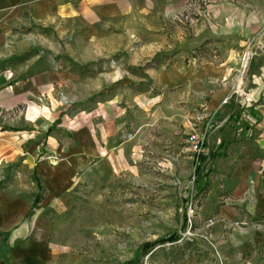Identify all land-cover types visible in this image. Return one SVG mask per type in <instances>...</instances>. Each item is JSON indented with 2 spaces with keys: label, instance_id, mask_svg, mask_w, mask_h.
<instances>
[{
  "label": "rangeland",
  "instance_id": "374dc122",
  "mask_svg": "<svg viewBox=\"0 0 264 264\" xmlns=\"http://www.w3.org/2000/svg\"><path fill=\"white\" fill-rule=\"evenodd\" d=\"M203 6L185 0L167 16L128 13L86 24L26 11L9 26L6 67L48 64L64 72L55 94L69 120L100 108L118 109L124 119L107 151L68 165L62 188L34 165L7 167L0 179V264H234L228 236L250 223L227 221L220 211L235 203L220 170L238 165L221 133L247 140L257 123L249 69L260 52L252 48L238 78L244 50L223 59L221 42L196 26ZM177 61L188 69L234 67L209 90L202 81L189 84L195 74L188 70L180 85L164 87L161 73ZM259 188L263 197L264 182Z\"/></svg>",
  "mask_w": 264,
  "mask_h": 264
},
{
  "label": "crops",
  "instance_id": "0c3cea01",
  "mask_svg": "<svg viewBox=\"0 0 264 264\" xmlns=\"http://www.w3.org/2000/svg\"><path fill=\"white\" fill-rule=\"evenodd\" d=\"M183 1L0 0V179L7 167L34 165L47 170L53 177L52 183L61 181L54 185L62 188L64 176L67 177V171L71 169L68 165L86 161L95 152L107 151L108 145L117 142L121 135L124 119L118 109L100 108L92 115H83L80 120H69L65 107L55 94L56 88L64 84V72L48 64L41 69L33 68L31 63L24 67H6L5 59L11 52L8 50L7 54L6 50L9 26L21 20L26 11L39 18H72L85 24L88 20L92 23L95 18H113L128 13L167 16L181 7ZM197 1L204 3L202 21L196 25L202 28L198 31L221 42L223 59L237 57L241 49L257 48L260 52L253 58L249 69V86L255 93L259 114L257 123L249 130L247 140L238 138L233 141L228 132L221 133L223 140L225 135L226 141L229 140V149L237 151L238 165L220 170L225 188L234 196L235 203L219 207L227 221L243 217V223L245 220L250 223L228 236L229 261L264 264V195L262 197L259 191L255 193L264 182V161L260 166L256 162L260 158L264 160V52L261 51L264 47V0ZM233 67L228 63L216 67L207 63L201 70L188 69L177 61L161 73L159 82L164 87H177L186 79L188 70L189 74H195L189 84L195 87L204 82L205 89L209 90L212 87L210 81L228 78ZM221 90L224 96L226 85ZM21 107L25 108L23 115L18 112ZM237 135L244 136L245 133ZM45 156L55 157L52 166L43 159Z\"/></svg>",
  "mask_w": 264,
  "mask_h": 264
},
{
  "label": "built area",
  "instance_id": "2783aa9c",
  "mask_svg": "<svg viewBox=\"0 0 264 264\" xmlns=\"http://www.w3.org/2000/svg\"><path fill=\"white\" fill-rule=\"evenodd\" d=\"M196 9L198 10V7L196 6ZM261 51L264 52V47H261ZM253 54V51H252V48L251 49H245L242 53V64H240L239 68L236 69V72L238 73V78L241 77L243 71H244V68L246 66V62L248 61V59L250 58V56H252ZM239 86H241V83H238ZM239 86H237L239 89ZM236 91V90H235ZM236 94L239 95V94H243V92L241 90L236 91ZM247 101H251L250 99H247ZM196 146L194 145L193 148H195Z\"/></svg>",
  "mask_w": 264,
  "mask_h": 264
},
{
  "label": "trees",
  "instance_id": "16d2710c",
  "mask_svg": "<svg viewBox=\"0 0 264 264\" xmlns=\"http://www.w3.org/2000/svg\"><path fill=\"white\" fill-rule=\"evenodd\" d=\"M199 160H203V158L202 157H200V159ZM163 240H164V238H161V239H159V242L160 243H162L163 242ZM171 240H173V238H169V240L168 241H171ZM157 242V241H156ZM147 248H149V246L147 247Z\"/></svg>",
  "mask_w": 264,
  "mask_h": 264
}]
</instances>
